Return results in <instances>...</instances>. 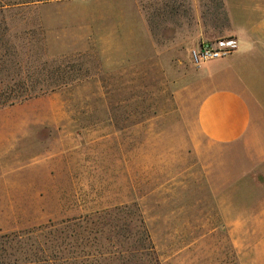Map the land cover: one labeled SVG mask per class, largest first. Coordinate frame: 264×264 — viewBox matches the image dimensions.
Instances as JSON below:
<instances>
[{
    "label": "rangeland",
    "instance_id": "rangeland-1",
    "mask_svg": "<svg viewBox=\"0 0 264 264\" xmlns=\"http://www.w3.org/2000/svg\"><path fill=\"white\" fill-rule=\"evenodd\" d=\"M31 1L0 0L7 42L65 84L0 110V236L52 225V264H240L224 203L261 192L241 151L199 137L211 72L189 59L220 1Z\"/></svg>",
    "mask_w": 264,
    "mask_h": 264
},
{
    "label": "crops",
    "instance_id": "crops-1",
    "mask_svg": "<svg viewBox=\"0 0 264 264\" xmlns=\"http://www.w3.org/2000/svg\"><path fill=\"white\" fill-rule=\"evenodd\" d=\"M219 1L223 27L207 40L234 38L238 46L221 63L204 65L211 73L196 130L211 145L241 151L254 166L259 203H224L223 222L240 264H264V0Z\"/></svg>",
    "mask_w": 264,
    "mask_h": 264
},
{
    "label": "trees",
    "instance_id": "trees-1",
    "mask_svg": "<svg viewBox=\"0 0 264 264\" xmlns=\"http://www.w3.org/2000/svg\"><path fill=\"white\" fill-rule=\"evenodd\" d=\"M39 1L44 0L31 2ZM4 12L5 9L0 7V110L45 95L57 86L65 84L60 79L52 81L53 78L48 75L27 73L28 64L22 63L15 47L7 42L8 32L3 18ZM136 218L137 226L143 230V221L139 216ZM51 227L52 225L0 236V264H52V261L55 262V257L47 254L53 244L48 247L49 242H43L42 244L46 247L43 248L37 241L39 236L51 237L55 230H45ZM141 232L143 236L139 242H142L136 250L148 251L151 246L143 244L147 238L146 231ZM13 251L19 254L18 259H11Z\"/></svg>",
    "mask_w": 264,
    "mask_h": 264
},
{
    "label": "built area",
    "instance_id": "built-area-1",
    "mask_svg": "<svg viewBox=\"0 0 264 264\" xmlns=\"http://www.w3.org/2000/svg\"><path fill=\"white\" fill-rule=\"evenodd\" d=\"M237 46V40L234 38L203 41L190 50L189 59L194 66L200 67L230 56L237 50Z\"/></svg>",
    "mask_w": 264,
    "mask_h": 264
}]
</instances>
